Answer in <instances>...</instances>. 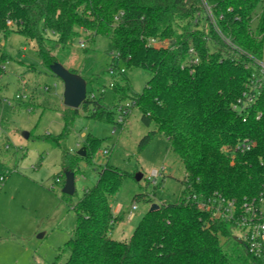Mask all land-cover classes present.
<instances>
[{"label": "trees", "instance_id": "trees-1", "mask_svg": "<svg viewBox=\"0 0 264 264\" xmlns=\"http://www.w3.org/2000/svg\"><path fill=\"white\" fill-rule=\"evenodd\" d=\"M11 32L34 40L48 68L58 61L54 49L82 35L88 45L108 36L111 78L98 94L85 78L79 106L122 128L130 112L118 123L117 108L134 100L142 122L153 124L139 148L162 133L185 171L179 197L147 210L131 235L119 240L111 237L119 217L110 196L123 172L106 163L74 205V229L47 264H264L263 255L234 235L232 220L191 198L220 196L239 211L244 202L264 198V0H0V74L10 57L4 39ZM119 62L149 73L141 92L129 93L127 78L117 74L124 71ZM246 138L253 145L236 149ZM97 141L87 138L83 157L95 152ZM65 168L75 173L72 163ZM55 178L63 185L64 174Z\"/></svg>", "mask_w": 264, "mask_h": 264}, {"label": "rangeland", "instance_id": "rangeland-1", "mask_svg": "<svg viewBox=\"0 0 264 264\" xmlns=\"http://www.w3.org/2000/svg\"><path fill=\"white\" fill-rule=\"evenodd\" d=\"M256 23L254 14L252 27ZM4 44L10 57L0 74V264L54 261L74 229V205L106 163L123 172L118 190L110 196L112 212L119 217L111 232L114 239H127L153 203L179 197L184 166L162 133L139 148L141 137L153 124L142 122L137 107L131 109L122 128L89 116L82 106L75 111L63 104V82L41 63L34 40L11 32ZM53 53L63 66L86 78L88 88L97 94L111 78L114 51L106 35L96 36L91 45L82 35ZM117 74L127 78L129 93L141 92L149 79L140 67L119 69ZM111 95L106 88L105 102L112 108ZM90 136L98 139L97 149L80 157L76 152ZM70 163L75 168L72 195L63 193L55 178ZM153 170L160 172L156 183ZM139 173L142 177L136 179ZM131 210L134 217L128 219ZM232 232L242 235L238 227Z\"/></svg>", "mask_w": 264, "mask_h": 264}, {"label": "built area", "instance_id": "built-area-1", "mask_svg": "<svg viewBox=\"0 0 264 264\" xmlns=\"http://www.w3.org/2000/svg\"><path fill=\"white\" fill-rule=\"evenodd\" d=\"M264 75V64L261 63ZM134 100L126 101L122 106L117 108L118 114L116 121L125 120V114L131 111ZM115 128V127H114ZM253 142L244 139L236 149H249ZM164 169V167H162ZM153 182L156 183V176L160 174L159 170H153ZM58 181V179H57ZM191 198L196 204L207 211H211L216 217L224 220H232L238 228L241 229L242 236L247 241L248 249L257 255L264 256V198L259 200L244 202L238 210L233 200H225L218 196L202 198L196 194H192ZM136 208V204L132 205V209ZM134 212L131 210L127 218L132 219Z\"/></svg>", "mask_w": 264, "mask_h": 264}, {"label": "water", "instance_id": "water-1", "mask_svg": "<svg viewBox=\"0 0 264 264\" xmlns=\"http://www.w3.org/2000/svg\"><path fill=\"white\" fill-rule=\"evenodd\" d=\"M167 41L161 43V45H167ZM50 71L58 76L63 82V104L71 108H78L79 105L86 97V80L80 74L67 69L60 62L54 61L49 65ZM26 137L27 133L24 134ZM79 156H85V147H80L77 152ZM65 180L62 185L61 191L65 194L72 195L75 191L74 176L75 173L72 170L64 171ZM136 179H140L142 174H136ZM158 207L157 203H153L149 210L156 209ZM39 234L38 236H41Z\"/></svg>", "mask_w": 264, "mask_h": 264}]
</instances>
